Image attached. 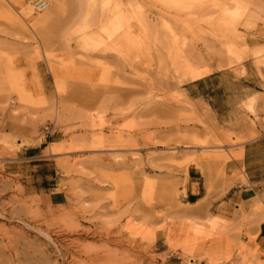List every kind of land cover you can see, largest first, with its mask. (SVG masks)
<instances>
[{
  "label": "rangeland",
  "instance_id": "1",
  "mask_svg": "<svg viewBox=\"0 0 264 264\" xmlns=\"http://www.w3.org/2000/svg\"><path fill=\"white\" fill-rule=\"evenodd\" d=\"M18 2L0 0V264L255 261L264 0H111V38L99 0H24L33 25Z\"/></svg>",
  "mask_w": 264,
  "mask_h": 264
},
{
  "label": "bare ground",
  "instance_id": "2",
  "mask_svg": "<svg viewBox=\"0 0 264 264\" xmlns=\"http://www.w3.org/2000/svg\"><path fill=\"white\" fill-rule=\"evenodd\" d=\"M18 1L19 2L16 3V5L19 6L22 9V14L28 20L27 22L30 23L31 25L35 24L37 22V20L40 19V14H38L39 10L37 8H34L32 6V4H30V3L29 4H26V6H25L24 5V0H18ZM99 1H100V4H101V7H102V11H104V9H106L109 12L108 15L106 16V19H104L102 22H100V24L97 26V29L96 30L99 31V32H101L99 36H102V37L106 36L107 38H111V37L116 36V35L118 37L121 36L120 34H121V32H122V30H123V28L125 26V23H127L126 22L127 21V18H125V16H123V14L121 13L118 3L115 4L114 6L112 5L113 7L111 9V7H110L111 0H99ZM34 13H37L38 15L37 16H34L33 15ZM89 15H90V13H86L85 14V21H86V17L89 16ZM99 36H97V37H99ZM131 36H132V34H131ZM102 37H101V39H102ZM122 37H124V36H122ZM113 39L111 41H113ZM124 39H122V42L124 41ZM103 40H105V39L103 38ZM129 40H131V39H129ZM93 41H94V39L92 41L88 42V44H91V42H93ZM111 41H110V43H111ZM95 42H97V41L95 40ZM108 43H109V41H108ZM126 45H128V44H126ZM133 45H134V43H133ZM128 46H130V44ZM134 46L135 47L137 46L136 45V42H135V45ZM127 47H124V48H127ZM131 48H133V50H134V47H131ZM120 49H118L119 52L121 51ZM122 51H123V49H122Z\"/></svg>",
  "mask_w": 264,
  "mask_h": 264
},
{
  "label": "crops",
  "instance_id": "3",
  "mask_svg": "<svg viewBox=\"0 0 264 264\" xmlns=\"http://www.w3.org/2000/svg\"><path fill=\"white\" fill-rule=\"evenodd\" d=\"M212 206L213 204L210 207ZM212 217H218L219 219H221V217L217 215H213ZM250 253L253 254L252 256L255 259V261L251 260V257H250L249 258L250 260H247L244 264H264V252H250ZM189 261H190V264H209L206 259H202V260L194 259V260H189ZM163 264H184V261L179 256L171 255L170 257L166 259V261ZM212 264H223V263L220 261V262H214Z\"/></svg>",
  "mask_w": 264,
  "mask_h": 264
}]
</instances>
